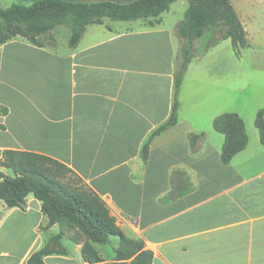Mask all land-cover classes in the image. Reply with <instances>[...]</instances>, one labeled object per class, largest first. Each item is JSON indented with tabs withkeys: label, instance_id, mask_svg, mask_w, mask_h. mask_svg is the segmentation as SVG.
Listing matches in <instances>:
<instances>
[{
	"label": "crops",
	"instance_id": "crops-1",
	"mask_svg": "<svg viewBox=\"0 0 264 264\" xmlns=\"http://www.w3.org/2000/svg\"><path fill=\"white\" fill-rule=\"evenodd\" d=\"M59 1L123 6L138 0ZM231 4L239 16L242 0ZM188 8L189 0H175L158 17L103 18L86 27L76 46L62 26L36 43L17 36L0 44V161L6 153H29L64 165L102 199L126 237L152 252V264H264V145L255 124L264 111V79H240V67L252 65L233 60L227 49L229 61L220 60L228 40L191 60L177 123L153 136L172 114L182 61L178 26ZM224 113L238 114L248 135L228 164L221 157L225 137L213 126ZM0 173L16 177L7 166ZM1 206L6 260L0 264H27L33 253L53 247L60 227L46 228L40 201L29 196L23 209ZM83 244L65 237L55 246L65 253L43 260L90 264ZM119 244L92 245L112 264Z\"/></svg>",
	"mask_w": 264,
	"mask_h": 264
},
{
	"label": "trees",
	"instance_id": "trees-1",
	"mask_svg": "<svg viewBox=\"0 0 264 264\" xmlns=\"http://www.w3.org/2000/svg\"><path fill=\"white\" fill-rule=\"evenodd\" d=\"M174 1L138 0L122 6L42 0L29 5L14 4L7 9L0 4V44L17 36L36 43L38 37L50 34L57 26L66 25L71 31L69 43L76 46L89 24L99 23L103 18L130 21L158 17ZM178 36L183 46L175 80V102L169 120L153 136L177 123L181 83L196 49L202 54L223 40H231L236 55L240 56L241 50L247 46L245 28L231 0H189L185 19L178 26ZM196 42L199 43L198 48ZM255 124L264 145V111L258 112ZM213 126L225 137L221 157L228 164L248 144L244 122L238 114L224 113L214 119ZM195 138L198 136H192V141ZM148 150L149 143L144 148L145 157ZM4 159L0 166L13 169L16 177L0 173V201L9 209H23L28 197L33 196L42 203V211L48 217L46 228L60 227V233L50 241L53 247L33 253L27 264H45V256L65 253V250L55 248L65 237L76 243L84 242L83 258L90 264H104L92 244L106 245L114 237L120 239V244L115 249L116 262L112 264H152V252L144 250L141 242L124 235L98 195L87 187H71L64 181L65 172H69L64 165L29 153H6Z\"/></svg>",
	"mask_w": 264,
	"mask_h": 264
},
{
	"label": "rangeland",
	"instance_id": "rangeland-1",
	"mask_svg": "<svg viewBox=\"0 0 264 264\" xmlns=\"http://www.w3.org/2000/svg\"><path fill=\"white\" fill-rule=\"evenodd\" d=\"M239 16L246 26L249 32V49H244L241 56H237L232 52L234 51L232 42L229 40L224 42L221 46L224 53L220 60L228 62L229 60L225 56L226 49L234 57L237 56L238 61L244 64H250L252 66L240 67L239 78L240 79H264V0H242V6L240 7ZM62 31L70 30L66 25L62 26ZM221 34H219V37ZM200 45H203L200 43ZM232 51V52H231ZM199 49L194 52V57L200 56ZM208 59V58H207ZM224 62V63H225ZM64 181L71 187L86 189V186L70 171L65 172ZM5 214L4 208L0 207V217ZM113 241H119V238H112ZM3 260L0 258V262Z\"/></svg>",
	"mask_w": 264,
	"mask_h": 264
}]
</instances>
